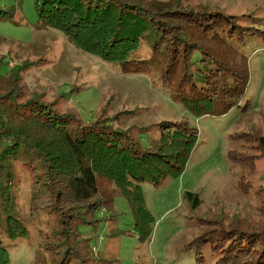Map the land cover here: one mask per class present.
Here are the masks:
<instances>
[{
    "label": "trees",
    "instance_id": "trees-1",
    "mask_svg": "<svg viewBox=\"0 0 264 264\" xmlns=\"http://www.w3.org/2000/svg\"><path fill=\"white\" fill-rule=\"evenodd\" d=\"M157 3L34 0V9L40 24L62 32L77 49L117 63L124 73H151L170 98L193 115L225 113L237 104L247 80V58L239 46L261 32L259 23L250 21L253 18L248 14L234 15L218 8L182 7L178 1ZM9 14L10 10L0 8V19ZM140 43L147 46V54L136 52ZM16 76L12 67L1 76L7 87L0 90L4 234L11 240L25 234L11 207L12 162H18L38 170L34 174L39 178L28 190L31 209L46 205L56 216L60 237L56 245L61 246L57 264L65 260L86 264V254L73 246L78 242L74 226L97 221L93 213L100 207L109 211L113 187L128 204L137 240L147 242L153 218L139 183L157 185L179 175L197 142L196 128L186 120L159 121L156 147H140L130 127L113 126L112 119L101 113L103 108L83 123L56 111L52 102H43L33 92L19 98ZM116 114L112 117L117 118ZM252 140L264 157V135H252ZM183 196L190 207L197 206L195 193L186 191ZM204 234L198 236L202 239L196 246L200 249L208 240L207 248L215 255L213 264H264V227L256 231L219 227L208 238ZM5 249L0 244V257H7Z\"/></svg>",
    "mask_w": 264,
    "mask_h": 264
},
{
    "label": "rangeland",
    "instance_id": "rangeland-1",
    "mask_svg": "<svg viewBox=\"0 0 264 264\" xmlns=\"http://www.w3.org/2000/svg\"><path fill=\"white\" fill-rule=\"evenodd\" d=\"M150 1L248 14L250 21L259 23L261 32L239 46L248 75L235 106L221 115L195 116L171 99L151 73H124L117 63L77 49L62 32L40 24L34 0H0V8L10 10L9 17L0 19V90L7 88L1 76L12 67L21 86L19 98L33 92L83 123L103 108L101 113L113 126L130 127L140 147H156L157 123L162 120H186L197 131V142L179 175L157 185L139 183L153 218L147 242L137 240L128 204L114 187L109 211L100 207L93 213L97 221L74 226L78 242L73 246L86 254V264H213L207 239L197 249L200 234L208 238L219 227H264V157L252 140V135H264V0ZM136 52L147 54L148 48L140 43ZM12 167L11 207L25 234L7 237L0 209V244L7 252L0 264H57L61 246L56 245V216L46 205L34 210L29 206L28 190L38 180V170L18 162ZM186 191L197 195L196 207L183 196Z\"/></svg>",
    "mask_w": 264,
    "mask_h": 264
}]
</instances>
